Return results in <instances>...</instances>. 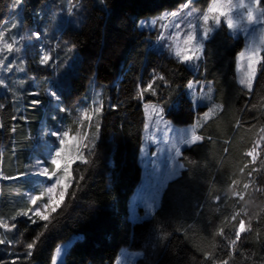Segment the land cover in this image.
Here are the masks:
<instances>
[{
  "label": "trees",
  "instance_id": "1",
  "mask_svg": "<svg viewBox=\"0 0 264 264\" xmlns=\"http://www.w3.org/2000/svg\"><path fill=\"white\" fill-rule=\"evenodd\" d=\"M66 1L57 26L52 19L59 7L50 0H24L18 9L12 8L13 0H0V30L16 15L10 25L16 22L17 28L11 31L41 32L42 44L52 56L47 67L41 66L37 48L32 58L24 52L25 71L33 78L17 86L9 84L0 93V124L4 125L0 128V174L17 177L26 171L31 160V147L26 144L49 114L51 124L46 128L59 130L64 123L75 134L80 128L83 136L87 133L89 147L93 138L96 146L91 153H82L88 164L78 161L71 166L72 187L50 222L33 224L28 216L13 221L17 211L28 208L22 200L26 180L0 178V219L17 226L13 232L1 233L0 229V238L16 241L11 246L0 245V264H52L56 248L73 236L79 237L60 264H115L122 249L139 253L133 264H213L222 259L229 264H264V192L255 190L257 183L264 186V140L255 163L244 155L264 136L260 132L264 127V68L259 65L251 90L238 83L235 60L243 41L233 37L224 24L205 42L196 72L166 51L155 49L157 28L137 27L139 21L185 3L203 11L211 0H68L69 7L79 5L71 13L69 7L65 11ZM153 70L165 75L168 84L160 87L163 82L157 79L159 95L146 91L140 97L139 88L150 82ZM194 80L211 82L213 89L212 100L199 108L186 96V85ZM23 82L26 90L21 88ZM50 86L58 90L59 106L68 113L50 107L53 100L45 94ZM96 92L101 94L103 112L96 120H83L78 128L81 112L91 106ZM33 98L40 103L34 105ZM146 102L163 107L165 119L174 126L198 122L203 127L197 132L205 140L181 149L183 157L178 160L185 167L166 183L152 215L132 223L128 203L141 180L139 151ZM213 103L222 108L205 119L203 113ZM97 124L101 125L98 132ZM45 138L55 143V137ZM253 167L258 169L253 173L257 183L244 190L242 184L248 182L247 172ZM232 180L240 183L230 186ZM235 191L244 193L245 199L233 200ZM214 194L227 199L217 203ZM238 209L247 211L244 218H251L252 231L236 246L237 255L229 256L226 239L215 233L223 227L227 237H232L234 226L225 218ZM34 240L36 246L28 257L26 244ZM206 253L212 259H206Z\"/></svg>",
  "mask_w": 264,
  "mask_h": 264
},
{
  "label": "snow or ice",
  "instance_id": "2",
  "mask_svg": "<svg viewBox=\"0 0 264 264\" xmlns=\"http://www.w3.org/2000/svg\"><path fill=\"white\" fill-rule=\"evenodd\" d=\"M71 3V0H69ZM191 2V0H189ZM24 0H13L12 8L18 9L23 6ZM264 4V0H251V3H246L245 0H238V3H233V0H211L210 5L206 8V10L201 11L195 7L189 8V3H185L183 5L184 9H188V16H192L193 14H199L198 22L196 24L188 23V31L184 36L183 44H169V54L173 56L176 60L180 63L191 66L194 70L198 67V64H193V61L199 62L201 57L204 55V44L209 39L210 35L215 31L217 27H219L222 23L230 30L236 31L237 29L241 28V24L239 21H246L247 25H255L257 23L264 24V7L261 5ZM79 5H72L68 9V12L71 13L74 8L78 7ZM239 10H246V12L242 13L239 17V20L234 18V13ZM255 12L260 13V18L255 15ZM168 15L175 18L179 15L178 12H171ZM163 19V17H161ZM145 22H141V26L144 25ZM152 25L157 23V20H152L150 22ZM169 27V26H165ZM170 27L179 29L181 27L180 23H176L171 25ZM17 28L16 23H12L11 27L8 31ZM34 36L37 40L41 37V32L36 31L31 33V37ZM180 33L177 31L175 33L169 32L168 36L165 37L161 34L158 39L161 41L172 40L173 37L179 38ZM23 39V37L21 38ZM18 41L15 37H11V42L6 39L5 32L0 30V53H4L5 51L9 54L15 52H19L21 49L19 47L14 48V44ZM258 49H250L247 52L241 51L238 54V58L240 61H243L247 56L248 64H247V71L243 73L242 77L239 80V83L245 86L247 89L251 90L253 88L254 80L257 76L258 68L257 65H260L264 68V56H258ZM7 61V64L5 63ZM41 65L50 66L52 62V56L50 52H44L40 56L39 60ZM0 67H6L9 71H12L13 65L12 61L8 59V56H3L0 58ZM24 68H19V71H24ZM159 80L161 83L159 86L164 87L168 84V80L166 79L165 75H157L155 70H153V77H150V82L146 85H142L139 88V95L140 97H144L145 92H151L153 95H159L156 91V80ZM5 82L0 80V85H4ZM211 82H208L209 92ZM199 81H188L186 87L188 89V94L192 97L190 100L191 103L195 104L197 108L200 106V101L203 100L205 97L197 96V92L200 91L198 87ZM195 89V90H194ZM49 96L50 100H54L56 104L54 107L57 108L58 111H63L68 113L69 110L66 108H61L59 105L62 103L61 96L58 90L49 89L46 93ZM38 95V93L34 94ZM208 100H212L211 95L207 97ZM34 105L39 104L40 101L38 99H34L32 101ZM113 107L118 108V105H114ZM0 108H3V105H0ZM218 108H222V106L213 103L211 106L208 107L207 111L203 113V117L205 119L211 118L216 112ZM144 109L146 113V120L143 127L145 131H148L150 128V124L154 119V122L157 126L163 121V114L165 109L163 107L157 108L155 104L145 103ZM103 112V105L97 107L95 109V113L100 114ZM87 110L81 115L80 120L81 122L84 119H89ZM17 117H13V120H16ZM166 126L168 125L167 121H164ZM241 121H237L235 126H239ZM4 125L0 124V128H3ZM101 125H96V131L98 132ZM200 127L202 131L201 125L199 123H195L191 126L190 129L187 130L188 135L187 138L182 141L185 146L191 147L200 143H203L205 137L202 134H198L197 128ZM16 128L12 127L10 129L11 132L15 133ZM260 132L264 133V127L260 128ZM48 135L55 137L56 141L53 145V148L48 153V157L46 160L37 159L34 164L32 165L33 172L30 173H22L20 176L34 174L36 176L44 178L46 181H54L51 183V186H48L41 192L39 195H32L29 201L30 207L26 210H20L16 212V215L12 216L11 219L13 221L16 220L18 216H28L31 223L35 224L37 220L50 222V218L53 213H56L58 209H60L64 203L65 198L68 196V189L72 187L69 183L70 180L73 179L72 173L70 172L71 166L79 161L83 164H88L89 161L83 152L91 153L95 148V138L91 141V147H89V139L87 133L84 134L82 137L79 131L76 132L75 135L72 134V129L69 128L67 130H50ZM211 140V137H208ZM261 140H264V136L260 137L251 148L244 153L247 157L251 159L253 163L256 162L258 156V149L261 147ZM228 149H225L227 152ZM175 156L176 157H183V153L180 147H175ZM180 168H184V164L179 165ZM248 168V165H244L240 169L243 173L245 169ZM258 169L253 167L247 172L248 182H244L242 187L244 190L249 189L251 184L257 183L256 180L253 179V173L257 172ZM59 174V175H58ZM20 176L13 177V176H2L0 174V178L3 179H18ZM79 179L82 181L84 180V176H80ZM43 183V182H41ZM240 181L232 180L230 186H235L239 184ZM256 191L264 192V186H261L257 183ZM47 195V202L43 203L42 206L38 205V201L42 200V198ZM214 199L217 203H220L222 200H226V197H222L220 195L214 194ZM233 200L235 201H242L245 199L244 193L240 191H235L233 193ZM35 216L36 219H32V216ZM248 216V213L245 209H238L234 211L230 217H226V220H230L232 225L234 226V232L231 238L227 237V233L225 228L221 227L215 233L220 237L226 239L227 243V252L229 256L237 255V248L236 246L240 244L245 238L246 234L252 231L251 228V218L245 219L244 217ZM240 217L239 219H237ZM16 224L12 223L9 225L3 219H0V229H4L6 232H13L16 229ZM48 227V223L44 224V228ZM43 235V233H40ZM39 239V236L36 237V240ZM14 242V238H0V245H8L11 246ZM36 246V241L27 243L26 248L28 251L25 253L26 256H32V249ZM206 259H212L211 253L205 254ZM19 258H17L18 260ZM12 264H16V261H13ZM53 264H55V260H53ZM213 264H229L228 259L222 260H214Z\"/></svg>",
  "mask_w": 264,
  "mask_h": 264
},
{
  "label": "rangeland",
  "instance_id": "3",
  "mask_svg": "<svg viewBox=\"0 0 264 264\" xmlns=\"http://www.w3.org/2000/svg\"><path fill=\"white\" fill-rule=\"evenodd\" d=\"M50 2H52L53 6L57 4V6L59 7V10L53 15V19H52L54 23L58 22L56 24L58 26V24L60 23L59 20L61 19L60 13L62 12L61 7H63V0H50ZM245 2L251 3V0H245ZM233 3H238V0H233ZM183 5L179 6L177 9L173 11H165L155 17L147 18L137 23L138 28H143V29H148V30H153L154 28H157L159 33L157 35V39H156L154 46H155V49H157L158 51H161V52L166 51L169 54V47H168L169 44L182 45L184 36L189 30L187 26L188 23L190 22L192 24H196L198 22L199 14L197 13V14H193L192 16H188L187 14L188 9H184ZM68 7H69V2L67 0L66 4L64 5L65 11L67 10ZM189 8H192L190 4H189ZM171 12H178L179 15L173 18L170 15H168ZM244 12H246V10H239L235 12L234 18L239 20L240 15ZM255 15L258 18H260L259 12H255ZM161 17H163V19H161ZM152 20H157V23L155 25H152L150 23ZM141 22H145L143 26H141ZM239 22L242 27L237 29L236 31H230L228 29L229 33L235 38L242 39L243 48L241 51L247 52L250 49H258L259 51H258L257 58L259 59L262 52L264 51V27L263 25L260 23H257L255 25H247L246 21H239ZM176 23H180L181 27L179 29L170 27L171 25H174ZM165 26H169V27H165ZM43 30H44V27H42V31ZM177 31L180 33L179 38L173 37L172 40H166V41H161L158 39V37L161 34L167 37L169 32L175 33ZM31 33H33V31L26 30V31L21 32L20 37L21 38L23 37V39L20 38L19 43L17 42L16 44H14V48H16L18 44L25 47V50L23 52L26 53V56L28 55V58H32L34 56V53H35L34 50L37 48L36 52H38L37 55L39 57L38 59L40 60V56L44 52H48V50L43 46L41 37L39 40H37L34 36H32L31 39H28V37L31 36ZM34 44H37V46L32 47V45ZM23 52H21L20 50L19 52L14 51L13 53H11L13 55V58L15 59V62L17 61V57L24 58L22 57L24 55ZM238 54L235 60V73H236L237 81L239 83V80L242 77L243 73L247 71L248 60L246 56L243 61H240L238 58ZM9 55L10 54L5 51L4 53H0V58H2L3 56H9ZM5 63L7 64V61ZM193 64H198L199 66L200 61L199 62L193 61ZM41 66H44V65H41ZM187 66L190 67L193 70V72H196L198 69L197 67L194 70L191 66L189 65ZM18 67L19 65H17V68ZM47 67H50V66H47ZM47 67H44L45 70L47 69ZM17 68H14V64H13L12 71L13 73L16 72L15 73V76H16L15 79L17 78L15 81L16 84H18L21 80L19 77H22V76H19L21 74V71H19V68L18 69ZM257 68L259 70V65H257ZM10 72L11 71H9L6 67H0V80H3L5 82L4 85H0V93H2L3 89H6V87L8 86L7 74H10ZM23 76H26V75L23 74ZM30 78H33V76H31ZM52 81H56V79L53 78ZM206 85H208V83H200V82L198 85V87L200 88V91L197 92V96L205 97L203 100L200 101V105L207 104L209 101H211L207 99L209 95H211V97L213 98V89H212L211 84H210V89H211L210 92L208 90V87H206ZM26 86L27 85L25 82L21 83L22 89L26 90ZM243 87L246 88L245 86ZM49 89H52V86H50L48 90ZM100 96L101 94L99 92L94 93L91 106L87 109L88 116L90 117L88 120H90L91 118H93V120H96L97 113H95V109L101 106ZM186 96H188L190 100L192 99V97L188 94V89L186 91ZM13 98H21V97L13 96ZM54 104H56L55 101L52 103L50 102V107H53ZM193 106L195 107V104H193ZM157 108H160V107L157 106ZM143 110H144L145 122H148L146 120V113H145L144 106H143ZM84 112L85 110L81 112V115ZM51 117L52 115L49 114V116L43 119L42 123L40 124L41 129L46 130V126L51 124ZM154 119L155 118H153V121L151 122L150 128L148 131H145L143 127L142 144H141V148L139 151V162L142 168L141 180L139 184L137 185V187L135 188L132 196L130 197L129 203H128V218L132 223L148 219L152 215L153 211L157 208L159 204L160 195H161V192L164 186L169 180L176 177L181 171L182 168L179 167L180 165V162L178 160L179 157L175 156V147H180L182 149L185 146L182 143V141L187 138V135H188L187 130L190 129L192 126V125L182 126V127L174 126L165 119L164 114H163V121L160 123L159 126L155 124ZM164 121H167L169 126H166ZM52 123H54V120H52ZM80 123H81V120H79L77 124L78 128L80 126ZM69 128L70 127L67 124L60 123L59 130H67ZM78 131L83 137L82 132H80V128ZM72 134L75 135V133H72ZM38 138L41 141L43 139V136L38 135ZM259 139L260 137L257 140ZM261 143H262V140H261ZM38 146H40L42 148V151L45 152L44 154L46 158L48 157L49 151H51L53 148V145H50V142L47 141V139L39 143ZM259 150L260 148L258 149V153H259ZM29 170H30L29 173L34 171L33 168ZM28 178L31 179L32 185L38 188L37 191H34L35 189H33L31 191H25L22 194L23 202L30 206L29 201H30L31 196L39 195L41 192L44 191L46 187L51 186V183H53L54 181L45 180V183L41 184L40 182H38V180L40 179L44 180V178L36 176L34 174H29ZM46 202H47V195L45 194L42 200L38 201V205L42 206L43 203H46ZM32 218L35 219L36 217L33 215ZM1 230H2L1 233L5 232L4 229H1ZM78 237L79 236H73L69 241L61 244L60 246L56 248L54 255H53V260H55V264H60L62 262L63 255L66 252L67 248ZM138 256H139L138 252H131V251L122 249L118 254L115 264H133V261Z\"/></svg>",
  "mask_w": 264,
  "mask_h": 264
},
{
  "label": "crops",
  "instance_id": "4",
  "mask_svg": "<svg viewBox=\"0 0 264 264\" xmlns=\"http://www.w3.org/2000/svg\"><path fill=\"white\" fill-rule=\"evenodd\" d=\"M16 16V15H15ZM15 16H13V17H10L9 18V20H7L6 22H7V27H4L2 30L5 32V36H6V39H8L9 40V42H11V37H15L16 38V40L18 41V43H19V40H20V35H21V33L20 32H18L17 34H15V33H13L14 31H8V29L11 27V25H10V23L14 20V17ZM8 25H10V26H8ZM7 30V31H6ZM17 47H19L20 49H21V52H23L24 50H25V47H23V46H21L20 44H18V46ZM24 53V52H23ZM22 57H24V58H19V57H17V61L15 62V59L13 58V55L12 54H10L9 56H8V59L9 60H11L12 61V65L14 64V68H17V65H19V67L18 68H24L25 69V55H23ZM23 59V60H22ZM17 68V69H18ZM15 73L16 72H14L13 73V71H11L10 72V74H7V78H8V86L6 87V89L9 87V84L10 85H14V86H17V85H19V83L18 84H16L15 83V81H16V79H15ZM23 74L24 75H26V76H23ZM19 76H22V77H19L21 80L20 81H22V80H24V81H26V80H28V79H30V77L31 76H29L27 73H26V71L24 70V71H21V74L19 75ZM3 90H5V89H3ZM46 93V92H45ZM49 97V96H48ZM17 99H21V98H16V100ZM34 99H36V98H33V100ZM50 99V98H49ZM54 102V101H53ZM55 105V104H54ZM54 105H53V108H56V107H54ZM50 130H52L51 128L50 129H48V128H46V131H45V129L43 130V129H41L40 127H37V128H35V132L34 133H30L29 134V132H26V135L27 136H29L30 135V138H31V142L30 143H27L26 144V146H28V147H31V148H29L30 149V153L28 154V156H29V158L31 157V160H30V162L29 163H27L28 165H27V169H26V171L24 172V173H29V169H32V165L34 164V162L37 160V159H41V160H46L47 158H46V156H45V152H43L42 151V148L40 147V146H38L39 145V143H41L43 140H46V138H45V135L46 136H50V135H48V132L50 131ZM40 132H41V134H40ZM38 135H42L43 136V139L40 141V139L38 138ZM47 141H49L48 139H47ZM50 142V145H54V143H51V141H49ZM41 148V149H40ZM41 156H43V157H41ZM27 162H28V159H27ZM23 180H26V185H25V188L23 189V192H22V194L25 192V191H31V190H33V189H35L34 191H37V187H35V186H33L32 185V182H31V179H29L28 178V175H24V176H20ZM38 182H43V183H45V180H38ZM42 184V183H41ZM40 186V185H39ZM26 206H28V207H30L29 205H27L26 204ZM36 219V218H35Z\"/></svg>",
  "mask_w": 264,
  "mask_h": 264
},
{
  "label": "bare ground",
  "instance_id": "5",
  "mask_svg": "<svg viewBox=\"0 0 264 264\" xmlns=\"http://www.w3.org/2000/svg\"><path fill=\"white\" fill-rule=\"evenodd\" d=\"M7 31V30H6ZM40 55V54H39Z\"/></svg>",
  "mask_w": 264,
  "mask_h": 264
}]
</instances>
